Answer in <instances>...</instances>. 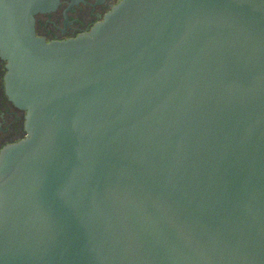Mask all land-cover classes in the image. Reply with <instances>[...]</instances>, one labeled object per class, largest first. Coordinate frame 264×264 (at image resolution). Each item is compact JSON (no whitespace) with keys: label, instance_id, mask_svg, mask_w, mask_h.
I'll use <instances>...</instances> for the list:
<instances>
[{"label":"water","instance_id":"water-1","mask_svg":"<svg viewBox=\"0 0 264 264\" xmlns=\"http://www.w3.org/2000/svg\"><path fill=\"white\" fill-rule=\"evenodd\" d=\"M0 0V264H264V0H122L47 42Z\"/></svg>","mask_w":264,"mask_h":264},{"label":"flooded vegetation","instance_id":"flooded-vegetation-1","mask_svg":"<svg viewBox=\"0 0 264 264\" xmlns=\"http://www.w3.org/2000/svg\"><path fill=\"white\" fill-rule=\"evenodd\" d=\"M122 0H60L58 8L36 16V35L47 42L66 41L89 33ZM7 63L0 57V154L26 136V113L8 98Z\"/></svg>","mask_w":264,"mask_h":264}]
</instances>
